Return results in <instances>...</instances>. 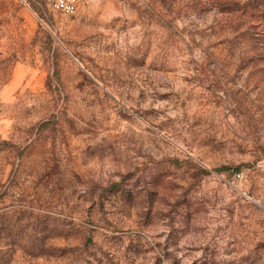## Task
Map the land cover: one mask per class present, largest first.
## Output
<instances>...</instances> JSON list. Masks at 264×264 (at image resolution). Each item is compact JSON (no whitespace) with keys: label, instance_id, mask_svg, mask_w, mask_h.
Here are the masks:
<instances>
[{"label":"rangeland","instance_id":"1","mask_svg":"<svg viewBox=\"0 0 264 264\" xmlns=\"http://www.w3.org/2000/svg\"><path fill=\"white\" fill-rule=\"evenodd\" d=\"M0 264H264V0H0Z\"/></svg>","mask_w":264,"mask_h":264},{"label":"built area","instance_id":"2","mask_svg":"<svg viewBox=\"0 0 264 264\" xmlns=\"http://www.w3.org/2000/svg\"><path fill=\"white\" fill-rule=\"evenodd\" d=\"M54 11L72 14L76 11L80 0H44Z\"/></svg>","mask_w":264,"mask_h":264},{"label":"trees","instance_id":"3","mask_svg":"<svg viewBox=\"0 0 264 264\" xmlns=\"http://www.w3.org/2000/svg\"><path fill=\"white\" fill-rule=\"evenodd\" d=\"M92 239L91 237H87V239L84 242V246L87 247L89 243H91Z\"/></svg>","mask_w":264,"mask_h":264}]
</instances>
